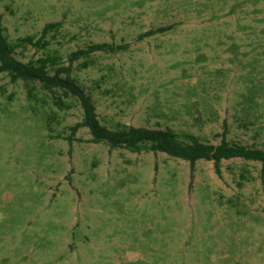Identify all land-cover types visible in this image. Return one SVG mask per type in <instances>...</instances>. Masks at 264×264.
Masks as SVG:
<instances>
[{"label": "rangeland", "instance_id": "374dc122", "mask_svg": "<svg viewBox=\"0 0 264 264\" xmlns=\"http://www.w3.org/2000/svg\"><path fill=\"white\" fill-rule=\"evenodd\" d=\"M0 18L15 57L51 58L110 129L264 149V0H0ZM50 22L45 47L20 41ZM84 116L65 88L0 71V264H264L261 162L218 175L112 148Z\"/></svg>", "mask_w": 264, "mask_h": 264}, {"label": "trees", "instance_id": "16d2710c", "mask_svg": "<svg viewBox=\"0 0 264 264\" xmlns=\"http://www.w3.org/2000/svg\"><path fill=\"white\" fill-rule=\"evenodd\" d=\"M59 25V22L47 23L41 38L34 40V37L27 36L21 38L20 41L34 46L45 47L48 41H43V39L48 34V31ZM4 30L5 28L0 18V71H8L14 80L19 78L39 79L50 91H53L55 87H62L65 88L66 95L78 96L85 111L84 120L79 125H85L90 129L93 136L92 142H106L112 148H126L134 152H165L172 157L193 163L200 159L210 160L213 161L218 175H222L223 160L241 158L248 161H259L264 166V149L232 143L226 139L215 145L201 140L196 135L187 134L186 138H182L171 128L153 129L128 126L117 130L110 129L98 119L92 98L72 78L61 77L59 70L54 75H49L47 68L51 58H40L38 61L39 65L23 63L17 59L15 57V47L9 42ZM105 46L106 44H97L92 48L101 49ZM80 53H83V51L75 52L73 55L77 56ZM55 59L52 58V64H54ZM59 101L62 102L61 97H59Z\"/></svg>", "mask_w": 264, "mask_h": 264}]
</instances>
